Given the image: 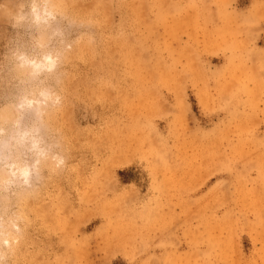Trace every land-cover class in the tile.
I'll list each match as a JSON object with an SVG mask.
<instances>
[{
    "label": "rangeland",
    "instance_id": "374dc122",
    "mask_svg": "<svg viewBox=\"0 0 264 264\" xmlns=\"http://www.w3.org/2000/svg\"><path fill=\"white\" fill-rule=\"evenodd\" d=\"M0 264H264V0H0Z\"/></svg>",
    "mask_w": 264,
    "mask_h": 264
},
{
    "label": "bare ground",
    "instance_id": "6f19581e",
    "mask_svg": "<svg viewBox=\"0 0 264 264\" xmlns=\"http://www.w3.org/2000/svg\"><path fill=\"white\" fill-rule=\"evenodd\" d=\"M19 165V164H18ZM21 165H19V166H17V164H13L11 167H13L14 168V170H13V168H12V171L14 172V171H18L19 173H21V175L23 174H26L27 173V169H24V168H22V166L20 167ZM11 171V172H12ZM12 172V173H13Z\"/></svg>",
    "mask_w": 264,
    "mask_h": 264
},
{
    "label": "snow or ice",
    "instance_id": "6c2138e0",
    "mask_svg": "<svg viewBox=\"0 0 264 264\" xmlns=\"http://www.w3.org/2000/svg\"><path fill=\"white\" fill-rule=\"evenodd\" d=\"M35 10V9H34Z\"/></svg>",
    "mask_w": 264,
    "mask_h": 264
}]
</instances>
